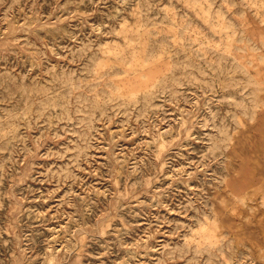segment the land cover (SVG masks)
I'll return each mask as SVG.
<instances>
[{
  "label": "rangeland",
  "instance_id": "obj_1",
  "mask_svg": "<svg viewBox=\"0 0 264 264\" xmlns=\"http://www.w3.org/2000/svg\"><path fill=\"white\" fill-rule=\"evenodd\" d=\"M0 264H264V0H0Z\"/></svg>",
  "mask_w": 264,
  "mask_h": 264
}]
</instances>
